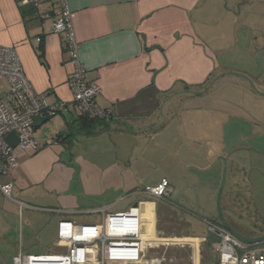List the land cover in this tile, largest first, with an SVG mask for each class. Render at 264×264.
I'll return each mask as SVG.
<instances>
[{
  "label": "crops",
  "instance_id": "0c3cea01",
  "mask_svg": "<svg viewBox=\"0 0 264 264\" xmlns=\"http://www.w3.org/2000/svg\"><path fill=\"white\" fill-rule=\"evenodd\" d=\"M257 4L263 13L264 0H68L80 60L89 80L102 88L96 105L113 109L114 115L97 134L85 136L79 132L80 117L63 110L53 126H35L34 132L42 128L38 151L14 149L19 166L1 178L2 183L12 181L13 200L0 190V264H13L19 253L65 254L68 248L57 244L61 221L75 222L79 236L92 237L105 219L92 210L126 213L137 204L145 246L134 264H217L211 223L237 237H256L248 241L264 240L245 233L222 209L224 192L230 204L239 186L241 161L252 150L246 144L257 143L264 124L243 110L234 112V127L245 125L248 135L232 134L202 148L190 133L193 124L197 128L202 122L191 120L197 111L176 108L183 97L206 96L220 82V70L232 69L229 59L223 60L229 51L224 44L235 38L243 45L242 27L255 21ZM56 12L52 0H39L36 7L0 0V46L16 49L28 81L48 105L73 98L68 82L74 65L65 35L53 32ZM249 36L242 38L252 47L254 34ZM244 52L243 63L254 61L256 51ZM7 91L1 86L0 95ZM245 94L247 100L257 98L253 90ZM185 116L188 121H182ZM177 122L189 131L183 158L171 134ZM164 181L163 198L143 193ZM97 260L90 254L88 264Z\"/></svg>",
  "mask_w": 264,
  "mask_h": 264
},
{
  "label": "built area",
  "instance_id": "2783aa9c",
  "mask_svg": "<svg viewBox=\"0 0 264 264\" xmlns=\"http://www.w3.org/2000/svg\"><path fill=\"white\" fill-rule=\"evenodd\" d=\"M52 1L57 6L53 17V32L65 35L74 65L68 82L73 98L70 103L48 105L43 97L35 93L28 81L16 49L0 46V80H6L8 85L7 93L0 95V190L8 200H13V183H2L1 178L9 177L19 166L14 149L5 142L9 133L17 134L18 147L38 151L41 144L34 134L37 117L49 118L67 109L80 118L108 120L114 115L113 109H102L96 105L102 88L89 80L88 72L80 60V44L68 0ZM18 3L24 7H36L39 0H18ZM143 193L149 197L163 198L167 194V182L164 181L158 187H146ZM91 212L105 216L97 234L92 237L79 236L75 222L61 221L58 225L57 244L67 247V253H19L14 257L13 264H88L90 254L98 259L97 264L140 262L145 239L139 205L131 207L126 213L105 214V209ZM209 230L217 238L214 243L218 253L217 264H264V240H242L230 229L214 223L210 224Z\"/></svg>",
  "mask_w": 264,
  "mask_h": 264
},
{
  "label": "rangeland",
  "instance_id": "374dc122",
  "mask_svg": "<svg viewBox=\"0 0 264 264\" xmlns=\"http://www.w3.org/2000/svg\"><path fill=\"white\" fill-rule=\"evenodd\" d=\"M260 12L257 4L253 9L255 21L252 24H247V26L251 25L250 28L242 27L241 43H243V45L235 43V38L229 43L224 44L229 51L223 53V60L226 61L229 59L228 62L231 63L230 66L232 69L220 70L218 75L220 77V82H217V86L215 85V87L209 89L206 96L199 97L193 101L183 97L180 99L181 101L177 100L176 102L178 112L182 110L186 112L197 111L191 114V120H201L202 122L197 128L196 125L193 124L190 133L192 137L196 136L197 139H200V146L202 148L214 147L216 144L219 145L221 138L226 139L232 137V134L233 137L248 135L247 131L249 129L245 125H235L234 127L233 119L230 118L232 114L234 115V112L240 113L243 110L248 113L252 119L264 124V69L263 66H261L263 65L261 58H264V37L262 36L264 25L260 22L261 18L264 21V12H261L262 14H260ZM230 29H232V27ZM216 32L217 30L213 31V33ZM231 32L233 31L230 30V34ZM252 33L254 34V46L250 47V40L245 42V39L242 37L250 35L249 38H251ZM243 48H245V50H243ZM249 50L257 52L256 58L254 57V61L250 60L243 63L239 58L245 53L244 51L248 52ZM245 57H248L247 53ZM248 62L251 63V65L253 64V67L245 64ZM227 82H229L230 85H226ZM6 83V81L0 82V89L1 86L7 87L8 89ZM237 83L239 84V90L237 89ZM252 90L257 96L256 100L245 99V97L248 96L245 93L250 94ZM238 102L239 105H237ZM199 112L204 113L202 115L205 118L202 117L200 119V117H194ZM54 119L55 117L45 124L44 127L53 126ZM184 119L188 121L189 117L185 116V118L183 117V120H181L184 121ZM176 121H178V119ZM178 123L179 122L174 125V131H171V134L174 137L177 147L176 152L180 153L181 158H183L182 153L186 149L185 146L188 147V142L185 137L187 138L189 136V131L187 129L184 130L183 126H180ZM41 129L34 132L36 137L40 134ZM234 132L238 134H234ZM256 139L257 143H251L249 141V143L246 144V146L248 148L251 147L252 150L249 151V158L241 161L243 164L240 167V174L236 177L239 186L230 195L229 199L232 201L230 204H227L226 200L228 198H226V192H224L225 198H223L224 203L222 209L224 214L231 216V220L235 222L237 226L246 228L244 231L245 233L259 236L258 238H264V135L257 136ZM239 141L241 142V140ZM234 142L236 143L238 140H234ZM240 146L246 148L243 143ZM19 148L20 147H17L16 149ZM193 148H195V146H193ZM199 151L200 149L198 152ZM225 154H227V151ZM210 157L211 156H209V159ZM211 160L213 161V158H211ZM192 212H197V214L204 216L199 210ZM206 216L212 218L210 215ZM219 225L224 226L222 224ZM238 234L239 238L245 241L256 238L249 237V235H244L243 233Z\"/></svg>",
  "mask_w": 264,
  "mask_h": 264
},
{
  "label": "trees",
  "instance_id": "16d2710c",
  "mask_svg": "<svg viewBox=\"0 0 264 264\" xmlns=\"http://www.w3.org/2000/svg\"><path fill=\"white\" fill-rule=\"evenodd\" d=\"M112 118L113 116L108 120H98L91 117H81L77 120L79 122V132L81 135L93 136L98 133V127L112 120Z\"/></svg>",
  "mask_w": 264,
  "mask_h": 264
},
{
  "label": "water",
  "instance_id": "95a60500",
  "mask_svg": "<svg viewBox=\"0 0 264 264\" xmlns=\"http://www.w3.org/2000/svg\"><path fill=\"white\" fill-rule=\"evenodd\" d=\"M55 116H52V117H49V118L48 117H37L35 119V126H39V125L46 124V123H48ZM35 126H34V128H35ZM5 142L8 145H10L13 149H16L19 146V139H18V136H17V134L15 132L9 133L6 136V138H5Z\"/></svg>",
  "mask_w": 264,
  "mask_h": 264
}]
</instances>
